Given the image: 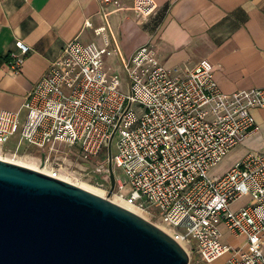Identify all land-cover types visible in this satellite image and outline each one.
<instances>
[{
    "label": "built area",
    "instance_id": "built-area-1",
    "mask_svg": "<svg viewBox=\"0 0 264 264\" xmlns=\"http://www.w3.org/2000/svg\"><path fill=\"white\" fill-rule=\"evenodd\" d=\"M156 7L155 0H133L144 20ZM95 33L104 45L78 36L66 41L20 106L0 110V147L13 139V156L22 144L40 148L48 152L45 165L60 143L74 146L82 160L106 149L97 164L109 179L113 133L120 197L169 228L199 261L264 264V151H248L222 173L208 172L257 127L251 109L264 107V85L223 91L206 59L184 67L160 63L152 36L121 59L122 84L105 66V55L118 48H108L104 25ZM16 45L20 54L29 49L21 40ZM21 61L13 54V65ZM58 168L50 163L46 173L60 177ZM240 195L249 200L233 209ZM224 231L243 240H223Z\"/></svg>",
    "mask_w": 264,
    "mask_h": 264
},
{
    "label": "crops",
    "instance_id": "crops-1",
    "mask_svg": "<svg viewBox=\"0 0 264 264\" xmlns=\"http://www.w3.org/2000/svg\"><path fill=\"white\" fill-rule=\"evenodd\" d=\"M155 1L156 9L144 20L133 0H0V110L20 106L66 41L78 36L104 45L95 33L102 25L108 48H118L110 53L117 66L152 36L160 63L184 67L206 59L223 91L264 85V0ZM17 40L28 45L24 54ZM13 54L22 55L18 66L12 64ZM251 112L257 127L216 163L230 158L218 173L248 151H264V107Z\"/></svg>",
    "mask_w": 264,
    "mask_h": 264
},
{
    "label": "water",
    "instance_id": "water-1",
    "mask_svg": "<svg viewBox=\"0 0 264 264\" xmlns=\"http://www.w3.org/2000/svg\"><path fill=\"white\" fill-rule=\"evenodd\" d=\"M107 144L111 191L115 172ZM0 264H189L142 215L33 167L0 158Z\"/></svg>",
    "mask_w": 264,
    "mask_h": 264
},
{
    "label": "rangeland",
    "instance_id": "rangeland-1",
    "mask_svg": "<svg viewBox=\"0 0 264 264\" xmlns=\"http://www.w3.org/2000/svg\"><path fill=\"white\" fill-rule=\"evenodd\" d=\"M107 56H108L107 61L109 63V65H107L108 69H110L111 73L114 72L118 73L120 76V80L123 84L124 75L121 66L119 65L117 66L113 64V58L110 52L108 53ZM2 146L3 147H0V154L2 156L21 159L27 162L28 164L36 165L39 168L47 167V169L49 168L50 163L52 164L53 162H56L59 165L58 175L61 178L64 179L67 176V179H69V181L72 183H75L77 185H79L78 183H85L94 188L102 190L103 191L102 196L107 197L110 200H112V198L115 196H119V191L116 189V185L110 191L109 190L110 179L106 178L104 175H101V173L98 171L97 163H100L104 158V155L106 154V149H104L101 154L96 156V158H92L90 160H82L77 156L76 148L74 146L66 143H60V145H58L57 147V150L50 153V160H49L50 162H47V165H45L42 161V156L48 154V152H46L45 150H42L35 146L22 144L18 148L16 155L13 156L11 154L12 152L11 150L14 149L13 139H10L9 141L3 143ZM229 161L230 158L226 156L218 164L215 163L209 168L208 171L209 174L212 175L220 172V170L223 169L229 163ZM113 169L115 175L123 178V172L118 167H115L113 165ZM247 199H248L247 196L240 195L232 201L231 206L233 208H237L240 205L244 204L247 201ZM141 212L145 214L143 211ZM222 239L224 240L226 239L231 242H241L243 240L242 238H232L231 235L226 231L223 232ZM190 256H189V264H207L204 263L203 261L197 260V256L194 253H191ZM220 261H221V257L215 260L214 262H212L211 264H219Z\"/></svg>",
    "mask_w": 264,
    "mask_h": 264
},
{
    "label": "bare ground",
    "instance_id": "bare-ground-1",
    "mask_svg": "<svg viewBox=\"0 0 264 264\" xmlns=\"http://www.w3.org/2000/svg\"><path fill=\"white\" fill-rule=\"evenodd\" d=\"M0 158H3V159H6V160H10V161H14V162H17V163H20V164H23V165H27V166H29V167H33V168H35V169H38V170H40V171H44V172H46V170H47V167H43V168H39L38 166H36V165H32V164H28L27 162H25L24 160H21V159H17V158H11V157H8V156H2L1 154H0ZM59 173V172H58ZM63 177V176H62ZM64 179H66L67 181H69V179H67V176H66V178H64ZM75 182V181H74ZM81 187H84V188H86V189H88V190H90V191H93V192H95V193H97V194H99V195H103V191L102 190H99V189H97V188H94V187H92V186H90V185H87V184H85V183H78ZM112 200L114 201V202H116V203H118V204H120V205H122V206H124V207H127V208H129L130 210H132V211H134V212H136V213H138V214H140V215H142V216H144L145 217V214H143L136 206H134V205H132V204H129V203H127L122 197H120V196H115V197H113L112 198ZM163 230H165V231H167V232H171V230L169 229V228H167L166 226H164V225H162V224H158Z\"/></svg>",
    "mask_w": 264,
    "mask_h": 264
}]
</instances>
